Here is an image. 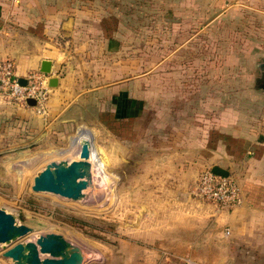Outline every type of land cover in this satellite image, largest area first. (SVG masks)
I'll use <instances>...</instances> for the list:
<instances>
[{
	"label": "crops",
	"instance_id": "0c3cea01",
	"mask_svg": "<svg viewBox=\"0 0 264 264\" xmlns=\"http://www.w3.org/2000/svg\"><path fill=\"white\" fill-rule=\"evenodd\" d=\"M94 1L87 3L93 6ZM83 4L80 0H0V55L15 62L19 80L27 81L32 72L42 73L44 61L50 62L48 87L51 79H58L57 86L50 88L45 115L35 106L10 100L0 89V141L23 132L46 143L61 139L77 123L80 104L102 100L111 125L123 121L121 136L114 126L107 128L112 141L107 157L113 166L116 157L123 164L124 220L116 262L264 264V124L260 123L264 90L255 87L252 95L257 104L262 102L263 111H256L257 124L251 113L252 118L243 110L228 113L226 104L212 113L204 96L196 100L201 102L198 106L188 94L155 95L152 105L145 88L134 93L125 79L92 88L90 82L79 81L75 71L76 59L89 61L92 51L78 54L77 47L84 46L85 32L93 33L88 46L102 40L101 46L110 53L114 37L100 16ZM260 54L255 63L259 70L264 47ZM17 141L10 137L11 145ZM215 166L226 169L242 191V202L232 210L220 211L195 194L201 172Z\"/></svg>",
	"mask_w": 264,
	"mask_h": 264
},
{
	"label": "rangeland",
	"instance_id": "374dc122",
	"mask_svg": "<svg viewBox=\"0 0 264 264\" xmlns=\"http://www.w3.org/2000/svg\"><path fill=\"white\" fill-rule=\"evenodd\" d=\"M88 1L80 0L109 26L114 38L112 50L106 53L102 40L91 48L88 40L93 33L83 34L85 44L79 43L76 51L92 52L89 61L76 59L79 81L90 82L93 88L125 79L132 83L134 93L145 88L152 105L155 95L188 94L198 106L201 102L196 100L204 96L205 107L210 105L212 113L226 104L228 113L243 110L258 124L256 111H263L262 102L257 104L252 95L260 75L255 63L261 60L260 48L264 47L263 0H95L93 6ZM104 108L102 100L84 101L70 133L51 143L36 140L38 136L27 138L24 132L1 139L0 208L34 229L19 242L34 241L38 234H60L82 249L84 264H118L115 257L121 254L124 220L123 164L116 157L113 166L106 149L112 142L108 126H114L115 134L121 136L123 121L111 125ZM81 129L92 134L100 170L94 174V198L91 194L92 200L78 203L35 193V176L48 163L71 158L72 140ZM10 137L13 141L17 137V143L11 145ZM6 249H0V264H14L3 256Z\"/></svg>",
	"mask_w": 264,
	"mask_h": 264
},
{
	"label": "water",
	"instance_id": "95a60500",
	"mask_svg": "<svg viewBox=\"0 0 264 264\" xmlns=\"http://www.w3.org/2000/svg\"><path fill=\"white\" fill-rule=\"evenodd\" d=\"M261 76L256 80L255 87L264 90V64L259 66ZM41 72L50 75V62L44 61ZM58 79H51L50 88L57 86ZM25 86L26 80L20 79ZM27 104L36 106V101L29 99ZM76 153L71 158L52 161L34 178L32 190L35 193H50L72 200L86 202L85 198H94V174H98L94 146L88 136L78 141ZM213 174L228 178L229 172L219 166L212 169ZM92 198V199H93ZM89 198V200H92ZM88 200V201H89ZM34 229L20 224L15 215L0 208V249H6L5 258L14 264H84L86 257L82 249L60 234H38L34 241L19 242L32 234Z\"/></svg>",
	"mask_w": 264,
	"mask_h": 264
},
{
	"label": "built area",
	"instance_id": "2783aa9c",
	"mask_svg": "<svg viewBox=\"0 0 264 264\" xmlns=\"http://www.w3.org/2000/svg\"><path fill=\"white\" fill-rule=\"evenodd\" d=\"M46 74L32 72L27 77V84L22 86L16 74L15 62L0 55V89L10 100L22 106L27 101H36L35 108L39 114L45 115L51 90L47 85ZM196 196L213 204L220 211L236 208L242 202V191L238 183L231 177L223 178L213 174L211 169L201 172L196 185Z\"/></svg>",
	"mask_w": 264,
	"mask_h": 264
},
{
	"label": "bare ground",
	"instance_id": "6f19581e",
	"mask_svg": "<svg viewBox=\"0 0 264 264\" xmlns=\"http://www.w3.org/2000/svg\"><path fill=\"white\" fill-rule=\"evenodd\" d=\"M92 134L88 131V130H86V129H81L80 131H79V133L77 134V136H75L74 138H73V140H72V146H73V153L75 152L76 153V146H77V144H78V141L81 139V138H83V137H85V136H88L90 139H92V136H91ZM71 143V142H70ZM17 165V164H16ZM32 239V238H31Z\"/></svg>",
	"mask_w": 264,
	"mask_h": 264
}]
</instances>
